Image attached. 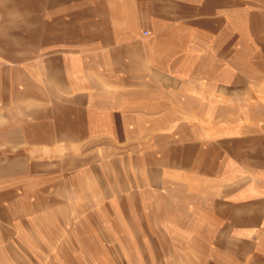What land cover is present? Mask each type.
<instances>
[{
  "label": "rangeland",
  "instance_id": "1",
  "mask_svg": "<svg viewBox=\"0 0 264 264\" xmlns=\"http://www.w3.org/2000/svg\"><path fill=\"white\" fill-rule=\"evenodd\" d=\"M239 12L237 99L71 131L0 93V264H264V0Z\"/></svg>",
  "mask_w": 264,
  "mask_h": 264
},
{
  "label": "crops",
  "instance_id": "2",
  "mask_svg": "<svg viewBox=\"0 0 264 264\" xmlns=\"http://www.w3.org/2000/svg\"><path fill=\"white\" fill-rule=\"evenodd\" d=\"M16 2L29 0H0L5 106L17 98L29 110L34 97L65 109L68 130L79 115L110 130V117L185 115L192 100L239 97V0H38L33 46Z\"/></svg>",
  "mask_w": 264,
  "mask_h": 264
},
{
  "label": "built area",
  "instance_id": "3",
  "mask_svg": "<svg viewBox=\"0 0 264 264\" xmlns=\"http://www.w3.org/2000/svg\"><path fill=\"white\" fill-rule=\"evenodd\" d=\"M145 35H148V33H145Z\"/></svg>",
  "mask_w": 264,
  "mask_h": 264
}]
</instances>
